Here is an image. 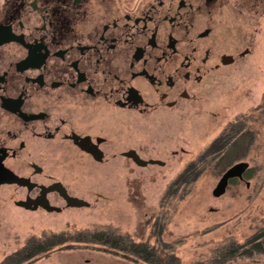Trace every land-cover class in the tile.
Here are the masks:
<instances>
[{
  "label": "flooded vegetation",
  "instance_id": "flooded-vegetation-1",
  "mask_svg": "<svg viewBox=\"0 0 264 264\" xmlns=\"http://www.w3.org/2000/svg\"><path fill=\"white\" fill-rule=\"evenodd\" d=\"M223 1L0 0V159L23 179L0 188L14 204L89 207L72 173L140 156L128 123L184 114L233 69L252 32L223 24Z\"/></svg>",
  "mask_w": 264,
  "mask_h": 264
},
{
  "label": "rangeland",
  "instance_id": "rangeland-1",
  "mask_svg": "<svg viewBox=\"0 0 264 264\" xmlns=\"http://www.w3.org/2000/svg\"><path fill=\"white\" fill-rule=\"evenodd\" d=\"M223 4V24L252 32L251 51L184 114L154 113L128 123L127 146L165 164L141 167L121 158L104 167L94 163L89 176L72 173L75 191L91 204L61 212L24 210L2 186L0 264L32 237L94 229L147 242L162 260L170 255L182 264H264V0ZM239 160L249 164L245 178L213 196L223 171ZM97 192L104 197L95 202ZM255 242L260 247L249 254L214 259L224 246ZM27 264L152 263L69 240Z\"/></svg>",
  "mask_w": 264,
  "mask_h": 264
},
{
  "label": "trees",
  "instance_id": "trees-1",
  "mask_svg": "<svg viewBox=\"0 0 264 264\" xmlns=\"http://www.w3.org/2000/svg\"><path fill=\"white\" fill-rule=\"evenodd\" d=\"M224 165V164H223ZM247 173V172H246ZM246 175V174H245ZM84 242L102 245L103 248L109 249L116 254H120L126 259L136 262L142 261L152 264H182L174 256L168 255L164 260L158 254L155 246H150L147 242L135 241L124 233L117 230L94 229L80 230L73 234L68 233H50L43 234L36 238L32 237L25 245L12 255L7 256L1 264H27L30 261L47 254L52 248L61 245L66 241ZM260 242L252 243L253 246H238L230 244L221 248L215 261L220 262L228 256H234L236 253L249 254L252 249L260 247ZM71 246L70 244L67 245ZM241 249V250H239Z\"/></svg>",
  "mask_w": 264,
  "mask_h": 264
},
{
  "label": "water",
  "instance_id": "water-1",
  "mask_svg": "<svg viewBox=\"0 0 264 264\" xmlns=\"http://www.w3.org/2000/svg\"><path fill=\"white\" fill-rule=\"evenodd\" d=\"M125 155L127 157L131 158L132 161L137 166H141V167L147 166L149 164H157V165H164L165 164V161L158 159V158H147V159L142 158L141 156L138 155V153H136L135 150H129L125 153ZM248 167H249V164L245 160H239V161L231 164L230 166H228L223 171V173L221 174L216 185L212 189V195L215 197L222 195L225 192V190L229 184V180L232 178L242 179L243 173L247 170ZM22 181H23V179L18 177L17 175H15L8 168H6L1 163V159H0V184L11 183V182H22ZM65 198L68 202V205H71V206H83V205L87 204V201L82 199V198L73 197V196H69V195H66ZM17 204L23 205L25 203L24 202H18ZM41 204L47 210H52L53 208H55L54 206L46 205L45 203H41Z\"/></svg>",
  "mask_w": 264,
  "mask_h": 264
}]
</instances>
